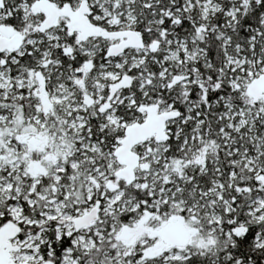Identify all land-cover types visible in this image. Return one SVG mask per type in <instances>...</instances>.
Here are the masks:
<instances>
[{
    "label": "snow or ice",
    "instance_id": "snow-or-ice-1",
    "mask_svg": "<svg viewBox=\"0 0 264 264\" xmlns=\"http://www.w3.org/2000/svg\"><path fill=\"white\" fill-rule=\"evenodd\" d=\"M0 264H264V0H0Z\"/></svg>",
    "mask_w": 264,
    "mask_h": 264
}]
</instances>
